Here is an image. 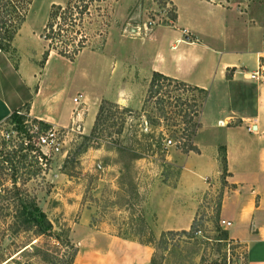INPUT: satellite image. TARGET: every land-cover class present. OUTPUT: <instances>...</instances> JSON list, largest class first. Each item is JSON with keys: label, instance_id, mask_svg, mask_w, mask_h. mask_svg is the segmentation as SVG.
I'll return each mask as SVG.
<instances>
[{"label": "rangeland", "instance_id": "obj_1", "mask_svg": "<svg viewBox=\"0 0 264 264\" xmlns=\"http://www.w3.org/2000/svg\"><path fill=\"white\" fill-rule=\"evenodd\" d=\"M66 1L33 0L22 23V37H30L33 45L39 42L44 47L39 35L49 6H63ZM171 13L173 8L167 0H90L87 9L77 15L86 39L84 52L72 61L51 57L46 63V77L49 82L54 78L57 89L60 79L65 77L67 86L71 78V88L61 93L62 100L86 88L99 93V103L106 100L118 108L104 105L111 118L101 123L104 110L93 131L71 136L63 148L65 154L52 156L44 170L19 146L5 149L9 162H0V184L8 186V175L14 172L20 189L34 197L45 212L54 234L36 237L20 232L11 242L0 237V261L13 257L2 264H66L74 251L73 264H129L133 253L141 259L148 255V264L151 259L152 264H244L242 245L224 237V227L219 225L220 178L197 197L192 229L189 225L186 233L174 230L161 236L165 231L155 230L154 215L145 206L147 223L141 220L140 208L149 185L156 181L173 185L177 180L178 159L188 152L183 144L191 142L189 133L193 129L182 119L190 117L193 123L198 120L193 109H199L193 105L199 103L200 96L193 89L163 83L153 87L147 98L148 78L136 110L123 113L124 106L114 99L126 89L134 97L140 95L150 47L138 38L155 26L170 23ZM1 44L2 50L13 54L11 40H1ZM132 51L138 56L129 55ZM82 70L86 75L81 77ZM10 122L6 121V127ZM163 139L173 144L164 147ZM132 152L142 157L132 160ZM99 228L119 234L118 239L113 238L118 244H102ZM19 249L22 252L13 254Z\"/></svg>", "mask_w": 264, "mask_h": 264}, {"label": "crops", "instance_id": "obj_2", "mask_svg": "<svg viewBox=\"0 0 264 264\" xmlns=\"http://www.w3.org/2000/svg\"><path fill=\"white\" fill-rule=\"evenodd\" d=\"M167 1L174 12L171 22L138 38L150 47L140 95L120 90L114 102L136 110L144 82L153 71L206 90V96L191 140L196 151L180 154L173 185L163 181L149 185L140 208L141 220L147 223L145 206L154 215L155 230H186L196 211L197 197L220 178L223 157L225 185L221 186L218 219L230 223L224 230L229 240L242 245L244 264H264V80L250 78L259 65L264 66V0L242 3L239 8L203 0ZM22 30L21 24L11 39L13 54L0 49V123L20 112L21 117L47 125H68L76 106L72 98L81 93L82 133H88L99 93L81 88L62 100L61 93L71 88V78L67 86V79H60L58 89L54 78L49 82L46 63L57 55L49 52L40 67L43 47L39 42L33 45L30 37H22ZM83 52L84 48L77 56ZM129 55L138 56L135 51ZM82 71L81 77L86 75ZM248 125L251 131H247ZM117 237L119 234L99 228L102 244H118L113 241ZM131 256L129 264L149 263L148 255L143 259L137 253Z\"/></svg>", "mask_w": 264, "mask_h": 264}, {"label": "trees", "instance_id": "obj_3", "mask_svg": "<svg viewBox=\"0 0 264 264\" xmlns=\"http://www.w3.org/2000/svg\"><path fill=\"white\" fill-rule=\"evenodd\" d=\"M33 0H0V49L2 48L1 40L10 41L15 35L21 24L25 19V15L29 5ZM90 0L80 1L79 3H71L70 0H67L63 6L60 4H50L49 10L47 13V18L45 24L42 28V32L39 37L45 42L40 55L39 66L42 67L43 63L47 59L49 52L53 51L56 55L63 57L67 60L72 61L74 57L84 48L85 46V36L80 32L79 23L80 18L77 15L81 14L82 11L87 9V5ZM171 18H174V12L170 14ZM228 77V75H226ZM168 85L173 83L175 88L184 87L195 90L199 94V103H195L193 106L198 107L199 110L193 109L195 117L199 115L201 108L203 106V101L206 96V90L191 87L181 81H177L170 77L164 76L158 72H152L147 87L146 97H151L152 88L159 87L162 84ZM183 104V103H182ZM104 105L116 107V104L112 102L101 100L95 118L89 132L93 131L94 127L102 119V112L105 110L103 116L104 122L105 119H110L112 113L104 107ZM159 109H162L159 107ZM124 112H131L130 109L124 107L121 109ZM10 119L15 123L18 130L21 129V116L13 113ZM182 123L186 127L191 126L189 135L192 137L195 133V130L199 127L198 121L193 123L191 118H185L183 116ZM120 130L118 129L116 133ZM185 146L184 151H193L196 149L191 142L183 144ZM128 149H124L127 151ZM122 152V151H121ZM132 160L141 158L142 155L139 153H129ZM9 154L0 150V162H9ZM10 167L11 164H9ZM221 166L222 171L220 175L221 184L224 186L223 181L225 170H224V159L221 157ZM0 172L3 173V166L0 165ZM12 172L8 175L9 181L8 186L0 184V237L2 239L11 242L12 236L17 235L20 232H31L33 235L42 236L47 235L51 236L54 234L52 230L51 222L46 217L45 212L36 204L34 197L29 196L27 192L20 189ZM192 229V225L189 227ZM176 231H165L161 233V236L173 233ZM180 233H186L185 230H180ZM223 236L226 237V232L223 231ZM151 241L149 240L148 243ZM66 243V242H65ZM22 252V250H17L13 254ZM12 254V255H13ZM75 251L71 253L70 257L66 261V264H71ZM11 257V258H10ZM13 257L10 255L9 260L1 259L0 264L12 261ZM151 264L152 259L150 260Z\"/></svg>", "mask_w": 264, "mask_h": 264}, {"label": "built area", "instance_id": "obj_4", "mask_svg": "<svg viewBox=\"0 0 264 264\" xmlns=\"http://www.w3.org/2000/svg\"><path fill=\"white\" fill-rule=\"evenodd\" d=\"M223 7H229L232 3L240 7L242 3H248L253 0H203ZM169 22V21H168ZM151 20L147 22L150 25ZM250 78H258L264 80V66L259 65L257 69L251 73ZM72 102L75 108L72 109L68 125L45 124L41 121L21 117V129L16 128L12 121L6 127V122L0 123V150L16 149L17 146L21 151L27 152L32 157L35 164L43 170L47 168L49 159L56 154H65L63 149L66 142L74 134L82 133L81 118L82 115V95L77 93ZM19 116L20 112L15 113ZM247 131H251V127L247 126ZM21 137V138H20ZM164 147L173 144L170 139H163ZM230 223L228 221L219 220V225L226 227Z\"/></svg>", "mask_w": 264, "mask_h": 264}]
</instances>
